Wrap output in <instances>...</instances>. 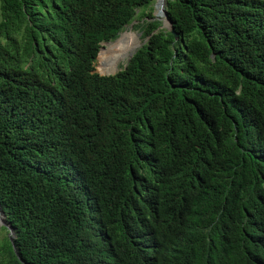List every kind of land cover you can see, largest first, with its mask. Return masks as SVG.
I'll return each mask as SVG.
<instances>
[{
    "label": "trees",
    "instance_id": "16d2710c",
    "mask_svg": "<svg viewBox=\"0 0 264 264\" xmlns=\"http://www.w3.org/2000/svg\"><path fill=\"white\" fill-rule=\"evenodd\" d=\"M0 1V264H264V0Z\"/></svg>",
    "mask_w": 264,
    "mask_h": 264
},
{
    "label": "rangeland",
    "instance_id": "374dc122",
    "mask_svg": "<svg viewBox=\"0 0 264 264\" xmlns=\"http://www.w3.org/2000/svg\"><path fill=\"white\" fill-rule=\"evenodd\" d=\"M0 5H1V1H0ZM153 15H156V10H155V3L153 4ZM0 15H1V6H0ZM158 21H161V25L163 24L162 18H160L159 16H157ZM141 33V35L138 37L137 34ZM125 34H131L134 37L138 38L139 43L145 41L144 38H142V32H140V30L135 29L134 26L132 28L128 26L125 27V29L122 31V34L120 35V38H122L123 35ZM119 38V39H120ZM108 47L109 49V53L108 55H106L107 57L103 58L101 57V51L103 52L104 49H106ZM127 43L124 40H119V41H115L112 43H103L100 49V56L97 57L96 63H95V71L99 74H104V73H108V72H112V71H116L118 69H120L127 61ZM103 49V50H102ZM123 55L125 57L124 61H120V56ZM119 65L116 68H112V65L116 62H119ZM2 226V224H0V243H2L4 241V239L6 237H9L10 234L7 230H5V228Z\"/></svg>",
    "mask_w": 264,
    "mask_h": 264
},
{
    "label": "water",
    "instance_id": "95a60500",
    "mask_svg": "<svg viewBox=\"0 0 264 264\" xmlns=\"http://www.w3.org/2000/svg\"><path fill=\"white\" fill-rule=\"evenodd\" d=\"M158 0L155 1V4L157 3ZM165 4H166V0H163V15H164V21H163V24L160 26V28H165L167 30H169L173 35L174 37L177 39L178 38V33L175 31L174 27H173V24L172 22L168 19V15H167V11H166V8H165ZM152 20H160L157 18L156 15H154V17L152 18ZM167 22V24L165 23ZM130 28L133 27V23H131L129 25ZM122 34V32L120 33V35ZM120 35L114 40V41H109V42H106V44L108 43H112V42H115L117 41L119 38H120ZM138 37L141 35V33L137 34ZM145 43V41L143 42H140L138 44V46L128 55L127 57V61L126 63L124 64V68L126 67L127 63L130 61V59L132 58V56L135 54V52ZM100 52V51H99ZM99 55V54H98ZM119 70L121 69H118L117 71L113 72V73H105V74H100V75H106V76H110V75H115ZM0 224H2L3 226L7 227L9 229V234H10V240L11 242H13L14 238H15V232H14V229L13 227L11 226V224L8 223L7 221V218H6V214L5 212L2 210L1 206H0Z\"/></svg>",
    "mask_w": 264,
    "mask_h": 264
},
{
    "label": "bare ground",
    "instance_id": "6f19581e",
    "mask_svg": "<svg viewBox=\"0 0 264 264\" xmlns=\"http://www.w3.org/2000/svg\"><path fill=\"white\" fill-rule=\"evenodd\" d=\"M162 8H163V4L161 5V7L159 9V0H158L157 3L155 4L156 16H159L160 18H161V16H163L162 21H164V15H163ZM165 23L167 24V22H165Z\"/></svg>",
    "mask_w": 264,
    "mask_h": 264
},
{
    "label": "clouds",
    "instance_id": "9594fccd",
    "mask_svg": "<svg viewBox=\"0 0 264 264\" xmlns=\"http://www.w3.org/2000/svg\"><path fill=\"white\" fill-rule=\"evenodd\" d=\"M3 226V225H2ZM5 227V226H4ZM7 228V227H6ZM8 229V228H7ZM10 237V236H9Z\"/></svg>",
    "mask_w": 264,
    "mask_h": 264
}]
</instances>
